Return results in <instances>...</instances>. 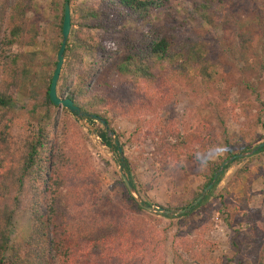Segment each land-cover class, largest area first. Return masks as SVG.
Instances as JSON below:
<instances>
[{
  "label": "trees",
  "instance_id": "1",
  "mask_svg": "<svg viewBox=\"0 0 264 264\" xmlns=\"http://www.w3.org/2000/svg\"><path fill=\"white\" fill-rule=\"evenodd\" d=\"M96 1L72 10L70 7L72 23L57 95L71 100L82 112L104 120L123 153L146 117L158 120L162 136L155 152L162 154L161 161L173 159L179 164V159L186 157L201 172L203 183L199 191L173 195L165 206L159 207L166 212L184 210L200 196L224 161L251 151L259 141L243 131L234 137L227 135L222 118L227 94L222 90L212 92L207 101L210 116L207 120L212 118L223 127L226 155L219 163L210 161L205 154L198 157L195 147L203 149L206 143L200 141V132H189L185 125L181 132L175 118L163 121L158 116L161 112L172 116L177 97L183 90L194 87L197 80L206 85L213 78L216 80L212 69L218 58L214 56L218 49H223L225 59H222L228 67L240 66L236 72L241 78L232 86L243 87L256 96V105L247 103L246 110L254 112L255 124L264 131L261 122L264 102L259 91L264 86V30L258 19H244L248 21L245 25L241 16L247 14L235 16L237 4L244 6L245 0H188L182 20L166 12L163 25L151 26L134 36L126 33L118 39L112 35L118 27L145 21L165 9L170 0ZM251 1L264 8V0ZM64 2L51 1L48 12L54 22H46L41 29L35 0H0V264H153L157 260L162 262L168 246L172 264L180 262L179 250L189 254L198 243L189 241L190 231L179 229L170 238L168 232L173 222L184 221L190 230L186 222L196 220L213 204L218 212L233 206L243 214L239 222L249 218L248 203L243 199L236 200L237 205H229L224 191L219 200H212L226 172L241 160L226 166L204 201L181 217L144 211L120 178L115 190L121 192L122 207L106 209L111 201L100 195V183L85 145L88 133L65 109L58 119L54 118L58 107L48 99L61 42ZM210 31H220V39L211 43L207 38ZM227 32L234 34L233 40ZM40 35L47 39L49 47L43 48L47 49V55L39 61L42 53L20 50L35 46ZM16 46L19 51L14 52ZM93 56L88 63L87 59ZM225 71L226 82L232 77L233 69ZM13 90L29 97L28 108L16 109ZM107 114L136 124L135 133L122 137V143ZM85 121L97 126L94 134L100 144L118 157L117 147L107 138L102 126L91 119ZM18 122L21 127L15 134L13 128ZM262 153L264 149L250 160ZM124 159L123 171L130 186L142 205L151 207L142 201L134 184L132 164L126 155ZM20 208L30 215V233L26 240L12 246V217ZM163 221L169 224L158 231ZM257 238L244 234L245 246ZM225 262L231 261L225 259Z\"/></svg>",
  "mask_w": 264,
  "mask_h": 264
},
{
  "label": "rangeland",
  "instance_id": "2",
  "mask_svg": "<svg viewBox=\"0 0 264 264\" xmlns=\"http://www.w3.org/2000/svg\"><path fill=\"white\" fill-rule=\"evenodd\" d=\"M51 1L35 0L37 15L42 21L40 24L41 29L48 22H54L53 15L48 12ZM95 3H97L96 0H71L69 8L71 7L72 10L79 5ZM187 8L188 0H170L165 9L153 13L143 22L137 21L133 24L127 23L121 28L118 27L117 32H114L112 35H115L119 39L126 33L134 36L143 30H148L151 26H161L164 23L166 12L182 20L186 15ZM263 9L262 5H257L251 0H245L244 6L237 4L235 16L247 14L245 17L241 16L243 21L244 19L248 21H253L252 19L256 21L258 19L257 23L264 30ZM248 21H244L243 23L246 25ZM186 28L188 30L189 26ZM227 33L230 39L233 40L234 34ZM207 38L211 43L219 40L220 31H210L207 34ZM262 43L264 45V37ZM44 47H49L48 41L44 36L40 35L35 42V46L22 48L20 51L22 53H42L39 56L40 61L47 55V49L43 50ZM13 51H19V48L17 46L14 47ZM224 53L223 49H218L217 54L214 56L218 58V61L216 60L215 62V67L212 69L215 75H217L216 80L213 78L207 85L204 84L205 82L197 80L194 87L183 90L177 97V104L172 116L169 112H161L158 116L163 121L170 120L171 117L175 118L178 129L181 132L184 131V125L189 129V132H200L198 133L201 138L200 141L204 140L206 143L203 149H201L202 146L195 147V152L198 154V157L205 154L210 161L215 163H219L226 155L222 142L223 127L220 128L212 118L209 121L207 120L210 117L207 101L215 90H222L227 94L226 109L222 115L225 124L224 130L227 132V135L234 137L243 131L250 133L253 139H257L259 141L258 144L264 142V131L261 130L259 125L255 124V120L253 119L254 112L248 113L246 110L247 103L256 105V96L243 87L232 86L234 82H238L241 78L238 72H236L240 66H237L236 69L233 65L228 67V64L222 59V57L225 59ZM93 58L94 56L88 58L87 62L90 63ZM220 60H222L221 64H218ZM39 64L38 62L37 65ZM228 68L233 69V75L231 74L232 77L229 80L226 79L225 82L227 74L224 72ZM189 74H192V72L190 71ZM214 80L215 83L213 82ZM230 83L231 86L229 85ZM259 91L263 94L261 100L264 102V86ZM11 94L15 98L16 109H25L30 106L29 97L25 93L22 94L13 90ZM61 111L62 108L58 107L53 117L58 119ZM107 119L111 128L121 136L122 143H124L122 137L127 138L136 131V124L127 120L111 114H107ZM77 120L82 130L88 133V140H85V145L97 180L100 183V195L108 197L111 201L110 205L105 207L106 209L121 208L122 195L120 191L115 190L117 189L115 184L120 178L118 172L119 156H115L111 149L100 144V140L94 134V130L97 128L96 125L91 126L85 120ZM261 122L264 124V116ZM158 123V120L146 117L144 123L139 124V132L136 138L129 143L123 153L132 164L134 184L142 196V201L148 202L154 208L165 206L173 195L175 197L185 194L191 195L199 191L198 189L203 183L201 172L195 167L193 160L182 157L179 159V164L173 159L161 161L162 154L158 155L155 152L159 137L162 136L157 126ZM20 127L21 124L19 122L16 123L13 132L18 134ZM252 131H254V134H252ZM168 141L173 142L171 140ZM110 142L113 144L112 141ZM250 158L252 157L239 159L241 161L233 165L226 172L221 182L217 185L212 199L215 200L216 198V200H219V195L225 191L228 195H225L227 197L225 200L229 205H237L236 200H245L248 203L246 213L249 218L242 219L239 222L240 216L243 214L239 213L233 206L227 211L220 210L218 212L216 205L213 204L209 209L207 208L204 212H201L199 218L186 222L191 227L190 230L186 229L184 221L173 222L168 232L170 238L179 229L181 232L190 231L187 233L189 241H193L192 243L194 244V241L197 240L198 243V246L189 254L179 250L181 260L175 264H226L225 259L231 261L228 264H264V153L252 160ZM240 172L243 174H239ZM134 197L136 200L140 199H138L136 194ZM237 213L240 215L237 216ZM256 213H258V218ZM168 224V222L163 221V224L157 227V230L161 231ZM250 229H253V231H250ZM29 233L30 215L24 208H20L14 212L12 217L10 228L11 245H17L21 241L26 240ZM247 233H250L253 237L256 235L258 238L256 242L250 241L245 246L244 234ZM170 242L171 240L168 243ZM172 263V256L168 246L162 262L157 260L153 264Z\"/></svg>",
  "mask_w": 264,
  "mask_h": 264
},
{
  "label": "water",
  "instance_id": "3",
  "mask_svg": "<svg viewBox=\"0 0 264 264\" xmlns=\"http://www.w3.org/2000/svg\"><path fill=\"white\" fill-rule=\"evenodd\" d=\"M70 29H71V14H70V8H69V0H65L64 6H63V17H62V24H61V42L59 45V49L56 55V64H55V69L53 71L49 89H48V99L50 103L56 107L62 108L67 110L71 115H73L76 119H79L80 121L86 120V119H91L96 122H98L102 128L104 129L107 138L113 142V144L117 147V151L119 154V176L120 179L127 190V192L136 200L134 197L135 193L133 188L130 186L123 168L125 166V159L124 155L122 152V149L119 147L118 141L115 139V134L111 132L106 124V122L102 119H100L97 116L93 115H88L84 112H82L74 103L69 100V99H60L57 96V83L59 80L60 73L62 71V67L64 64V52L66 49V44L69 39V34H70ZM264 149V142L258 144L256 147H254L251 151L243 154H238L235 155L228 160L224 161L218 168L217 172L214 174L211 182L207 185V187L203 190V192L200 194V196L193 202L191 203L187 208L181 211H171V212H166L161 208H154V207H145L142 205V202L139 200L137 201V204L140 208H142L144 211L148 213H153L157 215H163L166 214L172 218H178L183 215L189 214L190 211L194 210L201 202L204 201L206 195L211 191L213 186L215 185L220 173L223 171V169L228 166L230 163H232L235 160L238 159H245L248 157L254 156L259 150Z\"/></svg>",
  "mask_w": 264,
  "mask_h": 264
}]
</instances>
